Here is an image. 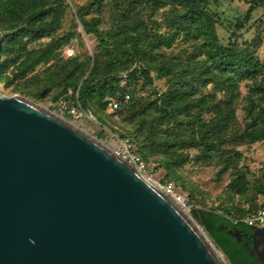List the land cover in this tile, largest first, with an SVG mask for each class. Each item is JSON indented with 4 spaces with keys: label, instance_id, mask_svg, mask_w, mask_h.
Masks as SVG:
<instances>
[{
    "label": "rangeland",
    "instance_id": "374dc122",
    "mask_svg": "<svg viewBox=\"0 0 264 264\" xmlns=\"http://www.w3.org/2000/svg\"><path fill=\"white\" fill-rule=\"evenodd\" d=\"M210 9L192 20L186 0H0V93L24 96L110 151L118 133L135 134L136 144L127 139L148 182L170 184L185 204L170 201L206 236L193 210L226 215L264 200V8L217 0ZM246 15L233 36L229 24ZM216 45L248 48L255 69H219ZM90 73L88 108L76 102L75 118L55 100L76 95ZM112 91L131 96L119 111L105 103Z\"/></svg>",
    "mask_w": 264,
    "mask_h": 264
},
{
    "label": "water",
    "instance_id": "95a60500",
    "mask_svg": "<svg viewBox=\"0 0 264 264\" xmlns=\"http://www.w3.org/2000/svg\"><path fill=\"white\" fill-rule=\"evenodd\" d=\"M247 239L264 264V227ZM0 264L219 263L170 199L109 149L0 93Z\"/></svg>",
    "mask_w": 264,
    "mask_h": 264
},
{
    "label": "trees",
    "instance_id": "16d2710c",
    "mask_svg": "<svg viewBox=\"0 0 264 264\" xmlns=\"http://www.w3.org/2000/svg\"><path fill=\"white\" fill-rule=\"evenodd\" d=\"M217 0H186L189 4V11L188 15L192 20L200 14H205L207 12H211L210 5L215 3ZM251 5L253 6H260L264 8V0H250ZM250 9V8H249ZM213 14V13H212ZM249 16H245L244 22H239L235 20L232 24H229L231 28V34L235 36V33L240 30L241 28L245 27V24L248 20ZM215 62L220 69H227V70H242L244 72L250 71L251 68L255 69L256 62L254 61L253 57L248 48H245L242 51V55H239L238 52L235 53L233 48H228L221 45H216L213 51ZM92 73V72H91ZM91 73L89 74L88 78L83 82L80 86L77 94L72 95L71 93L66 96L63 95L62 97H57L55 101L59 99H63L66 101L67 105L72 107L76 106V102L79 105L78 107L82 111H86L88 108V98L86 96V89L89 84L93 83V79L90 77ZM127 79L126 74H122L121 78ZM90 78V79H89ZM89 79V81H88ZM2 83V78L0 77V85ZM97 83H94L91 86H97ZM74 86V85H73ZM67 87H72V84H67ZM75 88V87H73ZM113 92V91H112ZM112 97L108 98L105 103L108 104L110 101H116L118 107L116 111L123 108L124 104H127L128 99L131 98L128 92H113L111 93ZM102 94H100L101 97ZM128 96L127 100H124V96ZM261 100H262V110L264 111V84L261 86ZM123 102V104H122ZM72 104V105H71ZM77 108V107H76ZM113 111V110H112ZM115 111V109H114ZM120 138H129L133 142L136 141V136L132 132H126L125 134H117ZM136 144V142H135ZM139 154V151L137 150ZM141 158L144 159L143 154H140ZM167 167L168 164H167ZM251 205L247 211L240 210L235 208L232 205L225 208L226 215H220L218 213L212 212L210 210H193L195 213L194 217L197 220L198 224L204 228L209 235L210 238L215 243V248L220 250L229 264H259L254 255H250L246 252L244 248V244L247 243L248 246H251V242L247 239V237L251 233V227L245 224L241 219L245 216H249L253 214L257 209L264 206V200L262 203L250 202ZM230 230H236L241 234V240L237 241L235 237L228 233ZM246 235L243 236V235ZM218 250V251H219Z\"/></svg>",
    "mask_w": 264,
    "mask_h": 264
},
{
    "label": "built area",
    "instance_id": "2783aa9c",
    "mask_svg": "<svg viewBox=\"0 0 264 264\" xmlns=\"http://www.w3.org/2000/svg\"><path fill=\"white\" fill-rule=\"evenodd\" d=\"M128 98V96H125ZM62 105V108L68 113L75 115V118H79L82 115V112L78 108H73L65 104L63 101H59ZM109 106L112 109L118 107L116 101L109 102ZM117 137V136H116ZM119 143L113 147L111 152L124 161L127 165L132 167L140 176L147 177L148 171L147 166L144 160L137 153L133 152L130 148V143L127 138L117 137ZM162 188V189H161ZM160 188V191L166 195L172 202H175L178 205H184L185 202L182 200L181 196L177 195L173 190L170 184H165ZM248 226H257L264 227V206L257 209L253 214L245 216L241 219Z\"/></svg>",
    "mask_w": 264,
    "mask_h": 264
},
{
    "label": "bare ground",
    "instance_id": "6f19581e",
    "mask_svg": "<svg viewBox=\"0 0 264 264\" xmlns=\"http://www.w3.org/2000/svg\"><path fill=\"white\" fill-rule=\"evenodd\" d=\"M1 86V85H0ZM71 124V123H70ZM72 125V124H71ZM144 178L146 181H148V179L146 177H142ZM150 183V182H149ZM151 184V183H150ZM173 204V203H172ZM173 206H175L173 204ZM175 208H177L175 206ZM178 209V208H177ZM179 210V209H178ZM180 211V210H179ZM180 213L182 214V216L184 217V219L191 225V227L196 231V233L204 240V242L206 243L207 247L209 248V250L211 251V253L213 254L214 258L216 259V261L219 264H224L223 261L220 260L221 258V254L219 253V251L215 248V246L213 245V243L209 240V238L206 236V234L199 229L189 218H187L181 211Z\"/></svg>",
    "mask_w": 264,
    "mask_h": 264
}]
</instances>
